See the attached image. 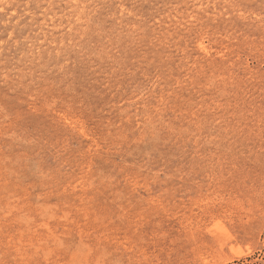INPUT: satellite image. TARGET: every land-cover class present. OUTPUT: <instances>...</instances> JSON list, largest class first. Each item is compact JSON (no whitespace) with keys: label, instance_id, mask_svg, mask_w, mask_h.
Here are the masks:
<instances>
[{"label":"rangeland","instance_id":"374dc122","mask_svg":"<svg viewBox=\"0 0 264 264\" xmlns=\"http://www.w3.org/2000/svg\"><path fill=\"white\" fill-rule=\"evenodd\" d=\"M0 264H264V0H0Z\"/></svg>","mask_w":264,"mask_h":264}]
</instances>
